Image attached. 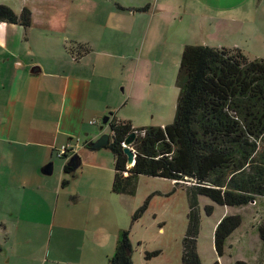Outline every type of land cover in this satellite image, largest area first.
<instances>
[{"label":"crops","instance_id":"crops-1","mask_svg":"<svg viewBox=\"0 0 264 264\" xmlns=\"http://www.w3.org/2000/svg\"><path fill=\"white\" fill-rule=\"evenodd\" d=\"M32 3L28 27L0 22V209L5 213L0 227L5 239L10 228L19 239L31 236L28 231L38 222L45 228L51 224L48 252L54 260L87 254L85 263L106 264L126 228L121 217L135 206L130 195L112 191L110 148L88 145L105 132L100 119L115 117L124 104L113 88L123 83L127 90L128 63L136 62V77L144 43L156 36L160 18H170L175 26L190 12L189 2ZM75 139L76 150L58 157L56 151ZM74 154L79 163L69 177L63 166ZM49 162L47 175L42 170ZM6 251L1 245L0 254Z\"/></svg>","mask_w":264,"mask_h":264},{"label":"trees","instance_id":"trees-1","mask_svg":"<svg viewBox=\"0 0 264 264\" xmlns=\"http://www.w3.org/2000/svg\"><path fill=\"white\" fill-rule=\"evenodd\" d=\"M0 22L28 27L31 11L23 7L16 13L0 4ZM80 48L89 50L85 45ZM177 83L180 91L172 123L134 128L129 121L112 117L107 122L111 133L106 146L114 156V193L134 195L139 175L166 178L186 190L189 211L181 264H201L196 247L198 196L226 206L255 203L264 197V60H250L238 48L185 45ZM133 132L135 161L128 166L121 142ZM63 172L73 176L67 162ZM146 206L147 201L132 219ZM240 223L238 214L225 215L217 223L214 247L219 257L226 238ZM258 232L264 242V218ZM158 253L146 252V258ZM106 264H133L128 229L120 232ZM234 264L247 263L237 260Z\"/></svg>","mask_w":264,"mask_h":264},{"label":"rangeland","instance_id":"rangeland-1","mask_svg":"<svg viewBox=\"0 0 264 264\" xmlns=\"http://www.w3.org/2000/svg\"><path fill=\"white\" fill-rule=\"evenodd\" d=\"M33 1L0 0L4 2L0 4L14 11L29 8ZM176 1L180 4L184 0ZM188 2L190 12L182 20H177L175 26L170 18H160L156 36L144 43L136 77L132 78L136 62L128 63L127 90H124L123 83L113 88L114 95L119 93L124 98L115 117L121 116V120L129 121L134 128L164 126L173 122L180 91L177 74L185 45L238 48L250 60H264V0ZM131 81L134 82L133 92L127 98ZM107 116L112 119L111 115ZM104 131L111 133L109 124L104 125ZM129 199L135 208L125 219L121 217V221L129 230L133 264H181L182 240L189 211L186 190L166 178L139 175L135 194ZM145 201L146 209L133 220L135 210ZM197 202L200 223L196 247L201 264H212L216 260L219 264H234L237 260L262 264L264 242L259 237L258 227L264 218V197L241 206L220 205L201 195ZM1 214L5 213L0 209ZM235 214L240 215L241 223L226 238L223 255L219 257L214 247L215 227L225 215ZM40 218L44 220L42 215ZM36 224L31 233L28 231L31 236L24 238L23 234L19 239L14 237L12 228L5 239L0 227V246L3 245L8 254H0V264H87V254L54 260L48 252L51 224L47 228L40 222ZM39 228L42 229V238ZM151 251L159 253L147 259L146 252Z\"/></svg>","mask_w":264,"mask_h":264},{"label":"water","instance_id":"water-1","mask_svg":"<svg viewBox=\"0 0 264 264\" xmlns=\"http://www.w3.org/2000/svg\"><path fill=\"white\" fill-rule=\"evenodd\" d=\"M109 120V117H104V119L102 120V126L100 127V130L103 129L104 125L107 124ZM135 137V133H130L125 139H124V143L125 146L123 147V152L126 155V163L128 166H132L134 164L135 161V152L132 150L131 148V144L134 140ZM110 141V135L108 133H102L95 141H92L89 143V147L91 149H97L100 148L102 146H105L109 143ZM79 163V158L76 154L72 155L71 157H69L67 164L72 168V171L75 172L77 166ZM51 170H52V162H49L47 165L44 166L42 172L44 174H51Z\"/></svg>","mask_w":264,"mask_h":264},{"label":"built area","instance_id":"built-area-1","mask_svg":"<svg viewBox=\"0 0 264 264\" xmlns=\"http://www.w3.org/2000/svg\"><path fill=\"white\" fill-rule=\"evenodd\" d=\"M79 145V140L75 139L73 141H70L64 145H62L57 151L56 154L58 157H66L69 151H75L77 146ZM121 145L124 147L125 143L124 140L121 142ZM132 150L135 152L134 148L131 146Z\"/></svg>","mask_w":264,"mask_h":264}]
</instances>
